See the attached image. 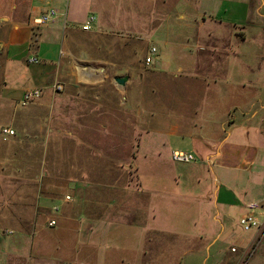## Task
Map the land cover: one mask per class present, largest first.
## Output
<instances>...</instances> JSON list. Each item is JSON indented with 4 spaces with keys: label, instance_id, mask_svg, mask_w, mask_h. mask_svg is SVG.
<instances>
[{
    "label": "rangeland",
    "instance_id": "1",
    "mask_svg": "<svg viewBox=\"0 0 264 264\" xmlns=\"http://www.w3.org/2000/svg\"><path fill=\"white\" fill-rule=\"evenodd\" d=\"M50 1L51 7L62 9L65 13L67 5L71 6V9L76 7V18L67 23L69 29L81 31L88 18H95L90 32L81 33L78 37H65V42L67 41L68 46L73 49V55L67 59L69 69L85 86L79 85L73 89L74 94H79L81 99L67 108L63 97L72 89L70 86L65 88L69 78L60 77L58 82L63 86V90L56 94L55 99H51L48 107L39 108L34 103L25 107L29 108V111L22 113L26 109L17 105L18 92L16 95L14 92L10 94L9 99H13L11 101L3 99V86H11L13 83L6 85L0 71V247L5 246V250L9 251L12 242L20 236L18 225L7 221L13 220L16 214L13 209L26 216L35 203L39 208L46 205V216L55 220L56 225L48 227L43 218L36 215L39 222L30 231L27 246V253H31L33 258L49 259L56 264H142L139 260H132L141 258L140 253H135L134 247L128 250L121 244L116 246L109 241L100 243L98 247H86L84 241L87 242L85 236L88 234L63 228L61 216L68 207L62 200L65 194L73 199V206H77L83 197L84 191L75 188L74 184L59 190L57 201L44 202L41 198L42 194L56 191L53 186L62 185L64 179L61 177L71 173H67L66 169L62 172V157L69 158L74 152L89 160L98 151L76 150L74 144L77 138L69 140L67 135L59 130L64 131L67 128L70 131L72 126H76L82 111L90 113L100 105L101 110L107 113H90L81 120L84 119L99 129H102L103 125L111 126L110 128H116L118 134L115 135L112 131L107 135L90 134L88 137L101 145L117 143L119 147L123 146L122 150L116 152L117 157L128 154V145H136V155L133 157L135 172L129 174L133 176L132 185L135 189H132H157L160 186L155 179L152 182V178L158 174V166L149 168L150 173L149 170L143 172L136 168L138 169L144 160L149 161L147 158H151L144 155L148 141L154 144L153 147L159 145L163 149L164 143L174 137L171 138L162 132L158 134L156 131L147 135L143 131L157 128L158 122H161V125L164 121L172 122L174 116H193L199 100V115L196 117L198 122L201 123V119H211L209 121L223 123L221 128L226 132L224 137H228L230 146L225 151L229 160L226 170L210 164L209 161L204 165L200 160L196 162L199 169L200 166L203 168L200 170L205 176L202 178L204 191L210 193L212 217L219 218L224 227L231 228L230 235L226 234L227 237H224L222 226L217 230L223 239L204 250L201 264H264V228L259 230V238L251 244L244 260H237L239 255H244L245 245L241 241L257 232L243 230L240 217L247 213L246 205L260 202L254 187L258 184L264 192V0H242L244 4L237 7L224 4L220 12L217 7L210 6L212 12L208 10L207 13H213L219 20L232 24L229 41H222L226 43V49L230 50V53L223 54L219 62L223 70L218 67L202 71L203 74L209 75L204 76L209 80L202 81L201 85L183 76L186 72H178V67H188L190 64L186 59L190 56L183 55L181 44L190 32L195 33L196 30L182 27L179 25L181 21L177 20L178 15L197 16L198 9L205 11L208 7L201 4L200 0H166L165 3L164 0ZM4 3L7 6L8 2L0 0L1 7L8 8ZM24 8L25 6L21 8L22 15ZM58 14L60 17L61 14ZM209 27L210 24L200 32H207ZM152 47L157 49L154 55L155 64L146 67L144 60L147 50L149 53ZM40 63L41 60L36 64L27 65L26 58L22 60V66L30 70L38 68ZM85 69H89L92 74H86ZM96 69H102V78L95 76ZM155 69H162L171 75ZM126 71H129L128 75L125 74ZM104 72L106 75L103 79ZM174 74L178 76L174 77ZM126 75L128 82L124 86L118 85L115 79ZM99 79L103 82H98ZM32 85L41 88L44 84ZM94 96L100 98L95 99ZM124 97H127V101ZM110 109L112 111H109ZM64 111L72 112L70 121L67 120L70 125L66 123V113H62ZM4 126H11L16 130V135L3 136L1 128ZM141 132L145 133L142 137ZM182 139L181 143H186ZM182 147L183 151L192 153L198 161L193 152L188 151L186 146ZM239 153L257 155L260 165L256 164L251 170L240 168L233 171V165L239 164ZM170 155L168 157L172 159V154ZM191 163L194 162L188 164ZM184 164L186 163L179 162L175 166H191ZM260 169L262 173L259 176L256 171ZM47 172H51L54 177L46 179ZM148 174L149 179H144ZM18 175L28 180H21ZM233 176L236 181L240 179L239 182L233 183ZM220 188V203L228 199L222 198V193L228 189L229 195L235 198L234 208L230 206L231 201L225 205L219 204L217 193ZM20 193H24L27 199H18ZM56 205L59 206L58 213L52 210ZM77 208L80 212H87L88 209L85 206ZM223 217L225 221L222 220ZM30 218H34V215ZM8 229L14 230L15 234L9 235L6 232ZM232 246L239 249L237 254L231 252ZM99 255L105 257L104 261L98 260ZM167 256L163 259H168ZM190 256L192 255L182 256L181 263L186 264ZM6 258L13 262L15 257L8 254ZM127 259H131V263L125 261ZM166 264L175 263L167 261Z\"/></svg>",
    "mask_w": 264,
    "mask_h": 264
},
{
    "label": "crops",
    "instance_id": "2",
    "mask_svg": "<svg viewBox=\"0 0 264 264\" xmlns=\"http://www.w3.org/2000/svg\"><path fill=\"white\" fill-rule=\"evenodd\" d=\"M5 1L8 4L6 6L4 3V5L8 8L1 7L0 4V71L3 73V82L6 85L9 83H13V85L3 86L1 92L3 99L11 101L13 99H11L12 97L9 99L10 94L14 92L13 94L16 95L18 92L19 102L26 90L38 87V85L32 84L43 83L44 85L41 87L43 88L42 97L35 104L39 108L48 107L51 99H55L57 94L53 92L52 86L59 83L58 78L68 77L69 82L65 83V88L70 86L72 91L65 94L63 102L67 104V108L72 107L70 106L72 103L81 99H79V94H74L73 89L78 88L79 85L85 86V84L80 82L82 80L75 78V74L69 69L67 59L73 55V49L68 46L67 41L65 42V37H78L81 33H88L83 30L68 28V21L74 20L77 16L76 7L71 9V6L67 5L65 13L62 9L51 7L50 0ZM55 1L61 2L62 0ZM165 2L167 1L164 0ZM200 3L205 4L208 8L210 6L217 7L219 12L224 4L236 7L244 4L242 0H200ZM24 6L25 11L22 15L21 8ZM50 8H55L61 14L60 17L49 24L36 25L34 20ZM208 8L205 11L198 9L199 14L197 16H177V20L182 22L179 25L189 30H196L195 33L190 32L184 38V43L181 44L184 51L182 52L183 55L190 56L186 57L190 64L188 67H178V72H186L183 76L191 78V81H195L199 85L202 81L209 80V78L204 77L209 75L203 74L202 71L217 69L221 66L219 62L222 60L223 54L230 53V50L226 49V43L224 44L222 41L226 39L229 41V37L232 35L230 32L232 24L219 20L213 13H207L208 10L212 12L211 8ZM208 24H210L208 31L200 32ZM148 54L147 50L146 56ZM33 56H37L41 60L40 66L34 70L23 67L22 60L24 58H26L27 65H33L28 64V59ZM193 56H195L194 59ZM219 69L223 70V66ZM100 70L102 69L95 70L97 71L95 76L102 78ZM156 71L171 75L162 69ZM86 74L92 73L88 69ZM125 74L128 75L129 71H126ZM105 75L106 72H104L103 79ZM173 76L177 77L178 75L174 74ZM101 81L103 82L102 79H99L98 82ZM94 98H100V96H94ZM124 99L127 101V97ZM199 103L198 100L193 116L188 118L181 115L174 116L172 122L164 121L165 123L163 122L162 125L161 122H158V129L143 131L147 135L156 131L158 134L162 132L171 138L174 137L173 140L164 143L163 149L159 145L156 148L153 147L154 144L151 141L147 142L144 155L151 158H147L149 161L144 160L141 168L138 167L136 170L141 169L143 172L149 170L150 173L149 168H154V165L158 166V174L152 178V182L155 179V182L160 186L157 189L147 191L133 190L135 189L132 185L133 176L129 175L135 172L133 157L136 155V145H128V154H121V157H117L115 156L116 152L122 150L123 146L119 147L117 143L101 145L88 137L90 134L107 135L112 131L115 135L118 134L116 128H110L111 126L103 125L102 129H99L98 126H91L84 119L81 120L90 113L92 115L107 113L103 112L105 110H101L100 105L99 108L95 107L90 113L82 111L83 114H80V111L78 122L76 126L71 127L70 131L67 128L64 131L59 130L60 133L67 135L69 140L74 139L73 137L77 138V142L74 144L76 150H93L94 152L98 150L89 160L83 159L80 153L75 154L74 152L69 158L62 157L60 160L62 172H65L66 169L67 173H71L61 177L64 179L62 185L53 186L56 191L50 192V194H40L44 202H49L50 200L57 201L58 191L66 189L69 184H74L75 188L84 191L77 206L71 205L72 198L71 201L64 199L65 196H69L68 194H65L62 199L63 203L68 205L63 216H61L63 228L73 231L76 229L77 233L88 234V236L84 235L87 238V242L84 241L86 247H98L101 245L100 243L107 241L116 246L121 244L128 250L134 247L135 253H140L141 258L132 260H139L142 264H166L167 261L182 264L181 257L188 255L192 256L186 264H201L204 250L223 239L217 230L222 226L225 237L226 234L227 236L230 235L231 228L224 227L219 218L214 219L212 217L210 193L204 191L202 178L205 176L200 170L203 168L200 166L199 169L196 162L200 160L204 165L205 162L209 161L210 164L226 170L229 166V160H227L225 151L230 146L228 145V137H224L226 132L221 128L223 123L209 121L211 119L208 121L201 119V123L198 122L196 117L199 115ZM24 109L26 110L22 113L29 111V108ZM62 113H66V123L69 124L72 112L64 111ZM145 133L141 132L140 136L142 137ZM87 138L89 139L87 140ZM180 139L186 143H181ZM182 146H186L188 151L193 152L198 161L184 164L191 166L176 167L175 164L179 162L172 161L168 156H171L170 154L174 151H183ZM141 148L143 149V147ZM100 150L101 153H99ZM237 157H239V164L233 165V171L240 168L251 170L250 168L256 164L260 165L255 154L239 153ZM256 173L260 176L262 170L260 169ZM51 174V172H47L46 179L53 178L54 176ZM18 177L21 180H28L25 177L22 178L21 175ZM149 177L148 174L144 179H149ZM234 177H232V182H239L240 179L236 181ZM141 179L143 181L142 177ZM254 188L257 190L260 202H264V192L261 191V186L259 187L257 184ZM220 192L221 188L217 193L219 204L225 205L231 201L230 206L234 208L236 202L235 198L229 195L230 191L227 189L222 193V198L228 199L221 203ZM18 199L25 200L27 197L24 193H20ZM45 206L42 205L39 208L34 203L32 210L26 216L13 209L16 214L13 220L7 219V221L18 225L20 236L12 242L9 251L5 250V246L4 248L0 247V264H56L49 259H35L31 253H27L30 231L39 222L36 215L43 218L44 224L50 227L48 225L50 219L46 216L47 208ZM78 206H85L88 208L86 209L87 212L85 210L80 212ZM32 215L34 218L29 219ZM222 220L225 221V217ZM12 231L14 233L9 235L15 234V231ZM257 238H259V230L248 236L246 240L241 241L245 245L244 255H239L238 262L244 260L251 244ZM232 248H235L236 251L233 252ZM232 248V253L237 254L239 252L238 248L234 246ZM8 254L15 257L13 262L9 258L5 259ZM165 256L169 258L163 259ZM104 258V256L99 255L98 260L104 261ZM130 260L125 261L131 263Z\"/></svg>",
    "mask_w": 264,
    "mask_h": 264
},
{
    "label": "built area",
    "instance_id": "3",
    "mask_svg": "<svg viewBox=\"0 0 264 264\" xmlns=\"http://www.w3.org/2000/svg\"><path fill=\"white\" fill-rule=\"evenodd\" d=\"M59 14L55 8H50L48 11L44 12L41 16L34 20L36 25H45L53 22L58 18ZM95 22L94 17H90L86 20V22L82 26V30L84 32L91 31V26ZM157 53V49L152 47L149 50V54L145 57L144 64L148 67L154 64L155 58L154 55ZM39 58L37 56L30 57L28 59V64H36L39 62ZM54 93H60L63 90V86L60 83H55L52 86ZM43 89L42 88H34L26 90L21 99L18 102V105L22 108L28 107L36 103L42 96ZM1 134L5 137H13L16 135V131L11 126H4L1 128ZM172 159L175 162L180 163H190L195 162L196 158L192 153L185 151H174L172 153ZM66 201H71L70 196H65ZM55 213L59 212V206L56 205L52 209ZM263 217V218H262ZM264 202H251L247 205V213L240 217V226L245 231L252 230H261L264 228ZM48 225L50 227H54L56 225L55 220H50ZM8 234H12L13 231H6ZM232 251L235 252L236 249L232 248ZM249 253V252H248Z\"/></svg>",
    "mask_w": 264,
    "mask_h": 264
},
{
    "label": "water",
    "instance_id": "4",
    "mask_svg": "<svg viewBox=\"0 0 264 264\" xmlns=\"http://www.w3.org/2000/svg\"><path fill=\"white\" fill-rule=\"evenodd\" d=\"M115 81L118 83V85L124 86L128 82V76L118 77L115 79Z\"/></svg>",
    "mask_w": 264,
    "mask_h": 264
},
{
    "label": "trees",
    "instance_id": "5",
    "mask_svg": "<svg viewBox=\"0 0 264 264\" xmlns=\"http://www.w3.org/2000/svg\"><path fill=\"white\" fill-rule=\"evenodd\" d=\"M35 42V41H34Z\"/></svg>",
    "mask_w": 264,
    "mask_h": 264
}]
</instances>
